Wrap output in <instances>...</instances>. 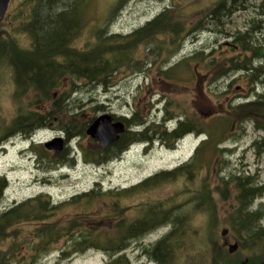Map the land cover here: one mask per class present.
Segmentation results:
<instances>
[{
    "label": "rangeland",
    "instance_id": "374dc122",
    "mask_svg": "<svg viewBox=\"0 0 264 264\" xmlns=\"http://www.w3.org/2000/svg\"><path fill=\"white\" fill-rule=\"evenodd\" d=\"M218 1L89 0L86 8L87 30L91 28L106 30L109 34L128 36L173 5L180 6L176 9L171 8L175 9V14L183 10V6L187 7L184 14L175 15L174 19L179 21L178 27L201 26L207 23L204 22L206 15ZM114 4L117 8L112 20L104 22ZM28 19L26 0H12L4 23L0 22V30L13 35L24 49L31 47V40L20 32V28L22 22ZM211 25L213 27L210 30L186 36L179 49H177L179 43L171 45L168 33L157 35L153 40L139 45L134 59L141 68L143 67L141 71L121 69L115 78V86L109 90L82 86L72 95L70 108L82 114L77 122L97 119L104 114L127 119L136 116L144 121L149 120L153 122L150 131L152 135L165 130L162 123L164 115L172 116L173 121L167 125L169 129L178 119L187 117L190 123L198 128L200 126L202 129L205 128L216 139L224 138V143L215 146V149H227L232 153L219 151L216 153L211 144L203 157L197 159L200 142L204 137L189 134L171 149L156 142L151 150L147 151L143 143L130 147L119 159L108 164L101 166L88 164L83 159L82 150L97 149L91 143L92 139L74 138L66 143L64 135L60 132L66 119L60 117L61 119L54 121L48 129L38 130L28 139L15 136L5 143L0 153V179L4 178L8 187L0 198V213L41 194L49 195L54 205L62 204L75 195L91 191L96 183H101L105 191L133 187L157 174L173 172L193 160V170L198 174L197 178L188 181L191 190L185 187L184 179L162 185L148 194L127 200L126 204L132 208L129 216L132 218L137 216V203L155 201L169 203L166 207L170 205L178 207L175 215L187 216L185 218L187 221L189 220L187 213H192V218L190 217L188 221L191 226L187 233L192 236L188 243L189 245L192 243L193 247L189 248L181 241V250L167 255L168 264H210V258L207 260L205 258L211 247H223L226 246V242L230 244L237 242V237L229 229L230 217L240 207L237 201L238 193L234 183H231V177L251 176L256 185H264V152L255 146L256 142L263 139L264 132L255 127L253 120L257 116L253 117L251 114L252 118L245 120L237 108L244 105L242 103L251 92L253 97H257L263 90L260 85L251 83L246 72L229 69L232 60L236 63L247 60L253 67H264V58H258L254 51H242L235 42L240 32L249 31L254 41L253 47L264 49V1L249 0L244 7L230 18L224 19L219 26ZM88 31L76 44L77 48L85 49L95 43L93 33ZM168 71L170 73L166 75ZM255 75L253 77H256ZM63 82L64 87L68 88L69 80L64 79ZM61 90H56L55 96L60 95ZM14 94L12 71L5 64L0 65V118L6 127L10 125L17 112ZM253 97L252 100H255ZM214 115L215 117L209 121L208 118ZM229 121L233 123H228ZM144 128L127 127L134 132L144 131ZM233 131H236L235 134ZM57 139L64 140L63 150L60 152L47 150L46 144ZM215 143L218 144V140H215ZM67 147L70 149L69 157L75 158L73 164L55 166L45 162L60 159ZM40 155L44 160L39 161ZM200 182L209 184L207 186L209 205L206 208L199 194L192 195L195 193L194 187ZM229 182L226 192L223 193L221 189L215 192L220 185L222 187L224 183ZM223 194L226 196L223 197ZM256 210L264 214V195L254 201L252 211ZM77 211L76 208L67 207L53 218L74 215ZM261 224L264 226V217ZM89 225L101 228L107 226L108 222H92ZM35 227V223L24 226L23 234L32 232ZM170 229V226H166L146 237L164 239ZM225 229L229 232L224 238L221 233ZM104 233L102 231L100 234ZM12 240L14 238L0 243V254L12 248ZM63 245L64 241L54 246L60 249ZM58 249L54 252L59 253ZM226 249L229 254L227 246ZM97 253H99L97 250L89 251V254ZM92 260L96 263L100 257L94 256Z\"/></svg>",
    "mask_w": 264,
    "mask_h": 264
},
{
    "label": "trees",
    "instance_id": "16d2710c",
    "mask_svg": "<svg viewBox=\"0 0 264 264\" xmlns=\"http://www.w3.org/2000/svg\"><path fill=\"white\" fill-rule=\"evenodd\" d=\"M88 1L26 0L29 19L22 22L20 32L26 34L31 40V47L28 49L21 48L13 35L0 30V65L5 64L12 71L15 85L14 99L17 105L16 115L8 127L0 118V153L9 138L21 136L28 139L36 131L48 129L54 121L61 119L60 117L66 119L64 126L60 128L66 143L74 138L78 140L87 138V130L95 119L77 122L82 114L70 108L72 95L82 86L112 89L115 86L117 73L121 69L142 70L143 67L141 68L134 59L139 45L153 40L157 35L168 33L172 41L171 45L179 43L177 45L179 49L186 36L210 30L213 27L211 24L219 26L224 19L230 18L249 0H219L207 13L204 21L207 23L188 28L185 25L178 27L179 21L174 19L175 15L184 14L187 7L183 6V10L175 14V9L180 6L173 5L175 9L169 7L153 21L128 36L109 34L106 30L92 28L88 31L86 19ZM116 8L114 4L104 22L112 20ZM201 22L203 21H199ZM86 31L93 33L95 43L85 49L77 48L76 44ZM235 42L242 51H254L258 58H264L263 47H253L255 45L249 31L240 32ZM230 64L229 70L246 72L251 83L262 87L263 91L258 94L256 102L241 105L237 110L241 112L245 120L251 119V116H257L253 120L255 127L264 132V67H253L247 60L243 63L232 60ZM261 64L263 66V63ZM254 72L258 74L255 75ZM169 73L170 71L166 72V75ZM254 75L256 77H253ZM64 79L69 80L68 88L64 87ZM60 89H62L61 94L55 96L54 92ZM118 120L123 121L128 128L144 127L145 123L142 118L136 116ZM229 128L231 130V127ZM207 133L206 141L200 145L197 152V159L203 157L205 150L211 144L216 153L218 151L232 153L227 149H215V146L218 147L224 142V138L216 139L212 133L209 131ZM188 134L206 135V129H202L201 126L198 128L188 122L181 131L171 135L166 134V137L171 139L170 146L174 147L177 139ZM215 140H218V144ZM145 142V130L126 131L117 143L106 150L96 141L91 140L97 149L92 151L83 149V159L85 163L101 166L119 159L132 144ZM255 146L264 152V137L256 142ZM69 152L70 149L67 147L60 159L45 162L55 166L73 164L75 158H70ZM42 160H44L43 156L40 155L39 161ZM193 167L192 160L173 172H163L136 186L116 191H105L101 183H96L91 191L75 195L68 202L57 205L52 203L49 195L41 194L0 213V243L9 238H35L41 240L39 248H49L59 244L63 239H69L73 240L69 244L72 253L83 254L90 250H108L111 253H118L127 248L130 239L146 236L160 228L170 226V232L163 239L167 255L181 250V241L192 248L193 244L188 243L192 236L187 233L191 226L188 222L190 217L192 218L191 212L187 213L189 217L187 221L185 220L187 216L175 215L178 207L174 205L166 207L169 203L161 201L140 202L136 204L138 214L132 218L129 216L132 208L126 204V201L148 194L162 185L179 179H184L185 187L191 190L188 181L194 177L197 178L198 174ZM253 180L251 176L231 177V183H234L238 193L237 201L240 207L230 217L229 229L237 237L239 250L234 255H230L225 245L211 247L205 258V260L210 258V264H264V226L261 224L264 214L260 210L252 211L254 201L264 195V185L258 186ZM229 185L230 182L224 183L215 192L221 189L224 193ZM207 186H209L208 183L200 182L194 187L195 193L192 194L194 196L199 194L205 208L209 205ZM7 187L5 179L1 178L0 198ZM225 196L223 194V197ZM67 207L76 208L78 211L74 215L53 218ZM92 222H108V225L101 228L92 227L89 225ZM32 223L36 224L33 231L23 234L22 228ZM102 231L105 233L100 234ZM243 256L246 257L243 258Z\"/></svg>",
    "mask_w": 264,
    "mask_h": 264
},
{
    "label": "flooded vegetation",
    "instance_id": "af4514ba",
    "mask_svg": "<svg viewBox=\"0 0 264 264\" xmlns=\"http://www.w3.org/2000/svg\"><path fill=\"white\" fill-rule=\"evenodd\" d=\"M11 3L12 1L10 4ZM4 21L1 23H4ZM252 93L253 92L247 95L245 102L242 104L248 105L256 102L257 97H253ZM252 97L255 100H252ZM114 117L116 119H121L120 117H117V115H114ZM214 117L215 115L208 118V120L210 121ZM145 119H147V117ZM162 121L165 130L160 133L155 132V134L153 133L152 135L150 131L153 122L145 120L143 125L146 133L145 143L152 147V145L158 142L162 146L171 149V139H168L166 134L171 135L178 133L182 130L185 124L190 122V120L187 119V117L185 119L180 118L175 122L171 129L165 125V123L173 121L171 115L168 117L167 115H164ZM134 128H136V126ZM234 132L236 131H233V133ZM207 134L206 131V135ZM205 141L206 139H201L200 145ZM257 155H259V153ZM62 241H64V245L62 248L58 249L54 245L49 248H39L38 245L41 240L35 238L14 239L11 244L12 248H9L6 253L0 254V264H168V257L163 238L151 239L146 236H138L130 239L127 248L122 252L111 253L108 250H100V253L97 254L72 253L70 252L72 248L69 244L72 243L73 240L64 239ZM56 249H58L59 253L54 252ZM94 256L100 257V260L96 263L92 262V257Z\"/></svg>",
    "mask_w": 264,
    "mask_h": 264
},
{
    "label": "water",
    "instance_id": "95a60500",
    "mask_svg": "<svg viewBox=\"0 0 264 264\" xmlns=\"http://www.w3.org/2000/svg\"><path fill=\"white\" fill-rule=\"evenodd\" d=\"M10 2L11 0H0V22L5 19ZM126 131L127 126L124 122L116 121L113 115L104 114L93 121L87 130V135L106 150L117 143ZM45 147L47 150L60 152L64 148V140L57 139L51 143H47ZM228 232L225 229L221 235L225 238ZM226 246L229 248V254L231 255H234L239 250V244L237 242L234 244L226 242Z\"/></svg>",
    "mask_w": 264,
    "mask_h": 264
},
{
    "label": "bare ground",
    "instance_id": "6f19581e",
    "mask_svg": "<svg viewBox=\"0 0 264 264\" xmlns=\"http://www.w3.org/2000/svg\"><path fill=\"white\" fill-rule=\"evenodd\" d=\"M121 139V138H120ZM135 146H137L136 144H132L130 147H135ZM144 149L145 150H151V146H149L147 143L144 145ZM259 199V198H258ZM140 235H142V234H140ZM141 237V236H140ZM84 254V253H83Z\"/></svg>",
    "mask_w": 264,
    "mask_h": 264
}]
</instances>
